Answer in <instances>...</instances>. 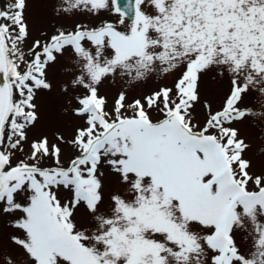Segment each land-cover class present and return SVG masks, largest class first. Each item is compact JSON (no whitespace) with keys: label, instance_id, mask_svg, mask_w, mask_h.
Listing matches in <instances>:
<instances>
[{"label":"snow or ice","instance_id":"1","mask_svg":"<svg viewBox=\"0 0 264 264\" xmlns=\"http://www.w3.org/2000/svg\"><path fill=\"white\" fill-rule=\"evenodd\" d=\"M264 0L0 6V264H264Z\"/></svg>","mask_w":264,"mask_h":264},{"label":"rangeland","instance_id":"2","mask_svg":"<svg viewBox=\"0 0 264 264\" xmlns=\"http://www.w3.org/2000/svg\"><path fill=\"white\" fill-rule=\"evenodd\" d=\"M250 135L252 137L254 147L259 149L262 146L261 138H262V135L264 134H262L261 130L258 127H253L252 130L250 131Z\"/></svg>","mask_w":264,"mask_h":264},{"label":"water","instance_id":"3","mask_svg":"<svg viewBox=\"0 0 264 264\" xmlns=\"http://www.w3.org/2000/svg\"><path fill=\"white\" fill-rule=\"evenodd\" d=\"M4 5V0H0V6Z\"/></svg>","mask_w":264,"mask_h":264}]
</instances>
